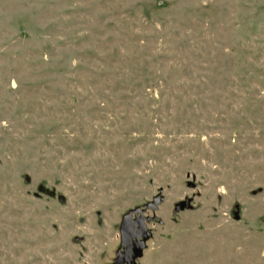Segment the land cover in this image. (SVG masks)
Listing matches in <instances>:
<instances>
[{
	"label": "rangeland",
	"instance_id": "rangeland-1",
	"mask_svg": "<svg viewBox=\"0 0 264 264\" xmlns=\"http://www.w3.org/2000/svg\"><path fill=\"white\" fill-rule=\"evenodd\" d=\"M127 213L136 264H264V0H0V264H114Z\"/></svg>",
	"mask_w": 264,
	"mask_h": 264
},
{
	"label": "water",
	"instance_id": "water-1",
	"mask_svg": "<svg viewBox=\"0 0 264 264\" xmlns=\"http://www.w3.org/2000/svg\"><path fill=\"white\" fill-rule=\"evenodd\" d=\"M28 180V178H26ZM40 191L48 192L44 187L39 186ZM160 200V195H156L151 202H148L145 206L147 209H155L157 202ZM188 202H180L177 205V209L182 208ZM137 219H132V216L127 213L122 216L119 232L121 237V242L125 249L117 257V261L114 264H136L135 258L140 257L142 254V249L144 248V241L149 236L146 231L145 221L146 218L143 215L136 217ZM138 223L137 233H134L133 224Z\"/></svg>",
	"mask_w": 264,
	"mask_h": 264
},
{
	"label": "flooded vegetation",
	"instance_id": "flooded-vegetation-1",
	"mask_svg": "<svg viewBox=\"0 0 264 264\" xmlns=\"http://www.w3.org/2000/svg\"><path fill=\"white\" fill-rule=\"evenodd\" d=\"M132 219H137V218H132ZM137 227H138V223H134L133 224V228H134V233H137ZM124 248H125V246H124ZM122 253V252H121ZM120 254V253H119ZM125 264V263H124Z\"/></svg>",
	"mask_w": 264,
	"mask_h": 264
}]
</instances>
